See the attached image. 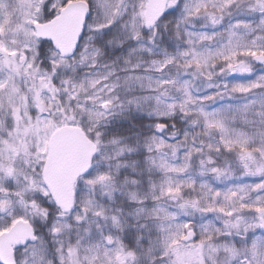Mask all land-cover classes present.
<instances>
[{"label": "snow or ice", "instance_id": "1", "mask_svg": "<svg viewBox=\"0 0 264 264\" xmlns=\"http://www.w3.org/2000/svg\"><path fill=\"white\" fill-rule=\"evenodd\" d=\"M0 264H264V0H0Z\"/></svg>", "mask_w": 264, "mask_h": 264}]
</instances>
